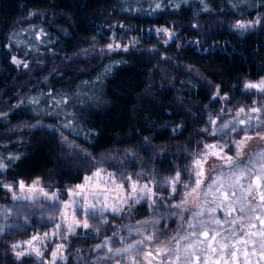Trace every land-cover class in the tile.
I'll use <instances>...</instances> for the list:
<instances>
[{"label": "clouds", "instance_id": "obj_1", "mask_svg": "<svg viewBox=\"0 0 264 264\" xmlns=\"http://www.w3.org/2000/svg\"><path fill=\"white\" fill-rule=\"evenodd\" d=\"M0 264H264V0H0Z\"/></svg>", "mask_w": 264, "mask_h": 264}]
</instances>
